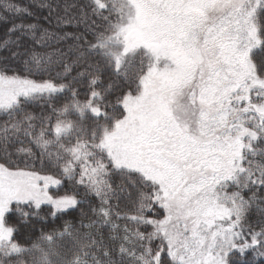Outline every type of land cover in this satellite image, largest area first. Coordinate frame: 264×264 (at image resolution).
<instances>
[{"label":"snow or ice","instance_id":"1","mask_svg":"<svg viewBox=\"0 0 264 264\" xmlns=\"http://www.w3.org/2000/svg\"><path fill=\"white\" fill-rule=\"evenodd\" d=\"M0 28V264L264 258V0H0Z\"/></svg>","mask_w":264,"mask_h":264},{"label":"trees","instance_id":"2","mask_svg":"<svg viewBox=\"0 0 264 264\" xmlns=\"http://www.w3.org/2000/svg\"><path fill=\"white\" fill-rule=\"evenodd\" d=\"M0 37H3V29L0 28ZM0 55H6V53H0ZM260 55V54H258ZM77 218H78V214ZM29 233L26 229L22 230L21 239H27ZM39 236V231H35L31 233V239L35 240ZM233 264H264V258L256 259L252 252L246 253V255L241 259L239 255H237L236 259L233 261Z\"/></svg>","mask_w":264,"mask_h":264}]
</instances>
